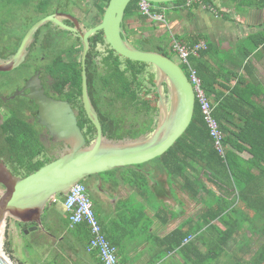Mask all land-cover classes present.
Segmentation results:
<instances>
[{
    "label": "trees",
    "instance_id": "obj_1",
    "mask_svg": "<svg viewBox=\"0 0 264 264\" xmlns=\"http://www.w3.org/2000/svg\"><path fill=\"white\" fill-rule=\"evenodd\" d=\"M139 1L130 0L124 12V20L129 17L148 19L141 14ZM215 1L152 3L150 11L162 14L164 7L172 5L180 9L192 8L200 3L230 19L228 12L223 11ZM226 1L231 3L230 8L234 13L264 9V0ZM97 2V8L103 14L109 0ZM50 3V0H36L39 17L48 12ZM259 25L261 31L247 36L237 46L235 60L230 62L231 68L224 67V60L220 59L219 63L210 61L209 50L212 46L205 41V48L188 57L212 108L211 116L222 134V151L215 147L195 100L190 124L169 149L148 161H153V164L147 167L148 162H145L122 167L132 168L128 173L130 179L127 180L133 183L143 185L149 181L155 182L156 177L158 182L163 183L164 194H159L158 198L164 200L162 212L165 217H174L173 205L180 204L181 200L179 192L201 201L194 215L185 218L161 240L166 248L159 254V258L177 250L176 254L181 260L190 264L264 263V88L252 76L255 70L252 60L260 62V57L264 55V21ZM122 29L126 37L130 33H137L136 29H128L127 24H123ZM201 39L203 36L200 34L178 36L164 32L145 37L139 34L132 44L146 51L162 53L175 61L173 55H178L171 48L175 41L191 48L203 41ZM104 42L101 31L93 34L85 59L88 94L97 111L103 135L120 140L148 134L156 124L153 116H156L158 99L153 66L124 58L108 47V44L104 51H100L98 46ZM81 48L77 42L68 50L74 56L68 64V68L73 71L71 77L74 94L68 100L73 106H78L79 118L82 119L80 127L88 144L94 139L96 130L86 118L80 100ZM179 65L189 77L186 65L182 62ZM163 90L167 93L165 84ZM143 114L149 115L148 119ZM5 126L6 150L1 152L0 158L15 176H27L55 159L39 157L42 147L37 132L27 124L22 114L9 119ZM243 152L248 156H241ZM180 214L184 215V211ZM17 223L21 233L32 225ZM220 223L224 225L223 229ZM189 236L192 238L184 242ZM257 240L260 244H257ZM252 244L255 246L252 247ZM4 249L10 253V241L5 242Z\"/></svg>",
    "mask_w": 264,
    "mask_h": 264
},
{
    "label": "water",
    "instance_id": "obj_2",
    "mask_svg": "<svg viewBox=\"0 0 264 264\" xmlns=\"http://www.w3.org/2000/svg\"><path fill=\"white\" fill-rule=\"evenodd\" d=\"M145 1L152 4L177 0ZM129 2L130 0H109L100 23L78 34L82 43V103L96 130V135L90 143L87 144L68 102L45 95L39 82L36 87H32L30 81L26 83V88L29 89L26 96L35 101L41 120L58 138L64 139L67 148L55 159L24 177L12 174L0 160V185L4 188L0 195V240L7 214L17 222L34 224L25 230L34 231L41 226L46 204L55 196H65L70 188L88 177L142 164L162 155L190 124L195 106L192 83L178 63L162 53L138 48L123 35L124 12ZM56 16L51 14L36 21L24 35L15 54L0 62V71H10L24 61L32 35L44 23L52 21L64 29L76 32V29L63 24ZM97 31L103 33L110 48L120 56L154 67L158 117L150 133L134 139L120 140L109 139L103 135L97 111L88 96L85 73L88 39ZM163 84L168 99L165 98Z\"/></svg>",
    "mask_w": 264,
    "mask_h": 264
},
{
    "label": "crops",
    "instance_id": "obj_3",
    "mask_svg": "<svg viewBox=\"0 0 264 264\" xmlns=\"http://www.w3.org/2000/svg\"><path fill=\"white\" fill-rule=\"evenodd\" d=\"M215 3L220 4L222 10L228 12L231 18L226 19L200 3L192 8L181 9L171 5L167 8L170 7L173 14L165 20L166 24H161L162 29L160 27L156 31H160L158 35L164 32L178 36L200 34L203 36L201 40L212 46L209 50L210 61L219 63L221 59L225 62V68H231L230 62L235 60L234 55L241 41L262 30L259 23L264 21V9H247L239 14L224 5V0H216ZM75 4L88 9L98 6L99 2L78 0ZM232 12L241 18L237 20ZM132 18H127L129 20H125V24H129L128 29H136L137 36L140 29L138 25H132ZM252 62L255 66L252 76L259 80L264 88V55L260 57V62L255 59ZM240 155L248 156L245 152ZM131 169L117 168L99 176H91L84 184L92 187L94 200L91 201L94 211L103 232L116 247L117 256L123 264H165L178 255L177 250H174L159 258V254L166 248L161 240L185 218L194 215L201 201L179 192L181 200L180 204L173 205L174 217H165L162 212L164 200L158 198L159 194H164L163 183L158 182L157 177L155 182L149 181L143 185L133 183L130 178L127 180ZM64 197H54L48 203L42 213L41 226L34 230L33 243L42 245L37 252L39 259L42 260L43 257L44 264H101L97 253L86 249L90 237L88 226L84 223L72 227L69 225L68 214L63 207ZM182 211L184 215L180 214ZM219 226L224 228L221 223ZM257 244H260L258 240ZM254 246L252 244V247Z\"/></svg>",
    "mask_w": 264,
    "mask_h": 264
},
{
    "label": "flooded vegetation",
    "instance_id": "obj_4",
    "mask_svg": "<svg viewBox=\"0 0 264 264\" xmlns=\"http://www.w3.org/2000/svg\"><path fill=\"white\" fill-rule=\"evenodd\" d=\"M50 2L47 7L48 12L39 17L35 6L36 0H0V62L15 54L29 28L45 16L56 14V18L63 24L76 29V32H73L52 21L44 23L32 35L24 61L10 71H0V154L6 150L4 136L6 122L15 115L21 114L25 117L27 124L37 132V138L42 147L39 157L56 158L67 148L64 139L58 138L51 128L41 120L35 101L26 96L29 93V89L26 88L28 81L32 87H36L37 82H39L44 94L48 97L68 102L75 113L78 126L80 127L82 123V119L79 118L78 106H73L68 100L69 96L74 94L72 90L73 78L71 77L73 71L68 68V64L73 61L74 56L68 50L77 42L82 47L78 34L100 23L103 14L100 13L98 6H92L88 9L82 8L79 4H75L78 0H50ZM123 24L125 25V20ZM123 35L126 37L124 31ZM107 44L106 41L100 44L98 46L100 51H104ZM108 47H110L109 44ZM81 73L82 65L80 70V84L82 85ZM86 82L88 83L87 75ZM89 99L92 103L90 96ZM93 107L95 106L93 105ZM155 114L156 116L153 117L157 120L158 109ZM142 116L147 119L149 117V115L144 114ZM86 118H88L87 115ZM130 118L131 114L128 119L130 120ZM81 131L83 132L82 129ZM0 160L6 165L2 158ZM6 166L9 168L8 165ZM86 180L88 178L83 181Z\"/></svg>",
    "mask_w": 264,
    "mask_h": 264
},
{
    "label": "built area",
    "instance_id": "obj_5",
    "mask_svg": "<svg viewBox=\"0 0 264 264\" xmlns=\"http://www.w3.org/2000/svg\"><path fill=\"white\" fill-rule=\"evenodd\" d=\"M150 5L151 4L145 0H140L139 9L141 14L146 15L151 21L165 22L162 14L151 13ZM205 46L204 41H199L191 48L175 41L171 48L190 72L188 78L194 88L195 100H197L200 106L201 113L207 123L209 133L214 140L215 147L221 152L222 149L220 142L222 140V134L216 121L211 116L212 108L201 88L200 79L196 76L195 70L188 61L190 54H197V52L200 49L205 48ZM63 207L68 214L69 225L71 227L81 223L88 226L90 237L86 246L87 251L96 252L101 264H123L117 256L116 247L109 241L103 232L102 226L94 211L93 204L88 193V188L83 182H79L70 188L64 197ZM191 238V236L185 238L184 242H188Z\"/></svg>",
    "mask_w": 264,
    "mask_h": 264
},
{
    "label": "rangeland",
    "instance_id": "obj_6",
    "mask_svg": "<svg viewBox=\"0 0 264 264\" xmlns=\"http://www.w3.org/2000/svg\"><path fill=\"white\" fill-rule=\"evenodd\" d=\"M220 5V4H219ZM228 7L232 6L230 2L225 0V4ZM222 7V6H221ZM163 16H164V20H168L170 18V16L173 14V11L170 10L167 7L163 8ZM179 13V11L177 12ZM180 14V13H179ZM232 15L234 17H237V20H239L241 17L240 16H236V14H234L232 12ZM129 19H126V21ZM132 20H134L132 22V25H138V29L139 30V34H141L143 37L145 36H149V34L151 35H158L160 33V31H156L157 28H160L161 24H166L165 22L162 21H150V19H137V18H132ZM152 22V23H151ZM127 25H129L128 23H126ZM151 27V29H150ZM162 29V27H161ZM135 34L130 33V35L127 37V39L131 42L134 43L133 39L135 38ZM173 59L175 60L176 63L180 64V59L177 56L173 55ZM152 70L155 71L154 67L152 68ZM156 73V71H155ZM165 98H167V93L164 92ZM247 156V155H245ZM154 162H148V164L146 165L147 167H149L151 164H153ZM150 164V165H149ZM129 178V177H128ZM85 183V181H83ZM88 187V193L90 196V199L94 200V195H93V191H92V187L89 186V184H86ZM4 188L2 185H0V195L3 193ZM55 198H58V196H55ZM5 225L3 227V234L1 235V249L3 250V252L5 253V255L7 257L10 258L11 262L13 264H44L42 262V260L39 259L37 252H39L40 248L42 245H36L35 243H33V241L35 240V235L34 232L35 231H25L24 233H21L20 231V225L14 220V218L7 214L5 217V221H4ZM6 241H10V253L6 252L4 249L5 246V242ZM37 254V255H36ZM53 258V257H52ZM179 258H181L179 255L176 257H172L171 259H169L165 264H190L189 262L185 261V260H180ZM53 262V261H52ZM51 264V263H49Z\"/></svg>",
    "mask_w": 264,
    "mask_h": 264
},
{
    "label": "bare ground",
    "instance_id": "obj_7",
    "mask_svg": "<svg viewBox=\"0 0 264 264\" xmlns=\"http://www.w3.org/2000/svg\"><path fill=\"white\" fill-rule=\"evenodd\" d=\"M0 262L1 264H13L10 258L5 255L1 247H0Z\"/></svg>",
    "mask_w": 264,
    "mask_h": 264
}]
</instances>
